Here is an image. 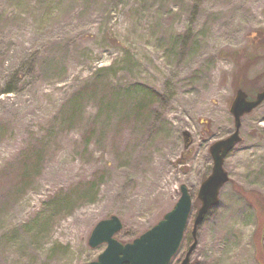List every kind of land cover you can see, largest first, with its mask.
I'll return each mask as SVG.
<instances>
[{
	"label": "rangeland",
	"instance_id": "rangeland-1",
	"mask_svg": "<svg viewBox=\"0 0 264 264\" xmlns=\"http://www.w3.org/2000/svg\"><path fill=\"white\" fill-rule=\"evenodd\" d=\"M96 76L103 83L73 109ZM263 87L264 0H0L7 190L26 149L43 146L26 193L9 208L0 193V264L94 261L105 248L88 245L98 221L118 217L115 238L129 242L173 208L182 184L192 209L170 264L195 238L189 264H264V100L241 117L228 181L191 234L209 148L235 130L236 91L254 99ZM92 181L71 210L48 204Z\"/></svg>",
	"mask_w": 264,
	"mask_h": 264
},
{
	"label": "water",
	"instance_id": "water-1",
	"mask_svg": "<svg viewBox=\"0 0 264 264\" xmlns=\"http://www.w3.org/2000/svg\"><path fill=\"white\" fill-rule=\"evenodd\" d=\"M263 100L264 87L252 100H249L241 89L236 91L230 105L235 130L230 136L214 142L209 148L213 165L210 175L202 181L197 193L200 206L193 221L192 237L196 236L197 227L209 209L218 204L219 190L228 181V174L223 168V160L240 141L241 117L260 105ZM183 135L185 138L188 137L187 132ZM179 191L180 196L173 208L165 213L156 224L130 242L123 243L115 238L116 233L122 228L118 217L112 215L98 221L90 233L88 245L92 248L101 244L106 246L96 260L85 264H170L181 246L192 209L191 195L186 185H180ZM196 244L195 238L180 264H189V256Z\"/></svg>",
	"mask_w": 264,
	"mask_h": 264
},
{
	"label": "trees",
	"instance_id": "trees-1",
	"mask_svg": "<svg viewBox=\"0 0 264 264\" xmlns=\"http://www.w3.org/2000/svg\"><path fill=\"white\" fill-rule=\"evenodd\" d=\"M95 82L88 83L87 87H84L83 90L76 92L72 97H71V106L73 109H77V106L79 104V99L83 94H89L90 91L93 90V85L98 86V84H102L104 79L102 77L96 76V79H94ZM150 95L154 96L152 92H150ZM74 101V103H73ZM141 107V106H140ZM35 146V147H34ZM31 149H26V152L24 155L21 156L19 162H18V172L16 173V184L13 187L12 185L9 186L8 193H7V198L6 201H4V204L7 206L10 205V203H13V200L15 199V195H21V193H26V187L29 183V181L33 179V176L35 175V171L38 170V168L41 166L42 162L38 159L40 158L41 154L43 153V146L42 143H38L36 145H32ZM41 148V149H40ZM35 159V160H34ZM23 160V161H22ZM38 161V162H37ZM37 169V170H36ZM14 181V182H15ZM12 184V182L10 181ZM82 184L78 185L76 188L71 189L67 194L63 193V195L57 194L54 196L48 204L53 206V209L55 210H71L72 207L71 205L75 201V198L77 199H83L81 195L87 194L88 196H92L94 192H92L93 187L95 188L96 184L94 182H89L87 185H85L86 188H82L80 191L79 189L81 188ZM13 187V189H12ZM80 192V193H79ZM71 196V197H70ZM14 198V199H13ZM73 199L74 201L70 200ZM4 209V208H3ZM6 209V208H5Z\"/></svg>",
	"mask_w": 264,
	"mask_h": 264
},
{
	"label": "bare ground",
	"instance_id": "bare-ground-1",
	"mask_svg": "<svg viewBox=\"0 0 264 264\" xmlns=\"http://www.w3.org/2000/svg\"><path fill=\"white\" fill-rule=\"evenodd\" d=\"M1 105L3 106V107H7V108H9L10 110H12L13 108H12V106L9 104V103H6V102H3V101H1ZM23 109V107L22 106H20V107H17V109H16V113H21L22 110ZM158 168V165L156 166V169ZM5 185V186H4ZM6 183L4 184V183H0V193H3L4 195L5 194H7L8 193V190L6 189ZM2 188H3V190H2ZM14 203V202H13ZM13 203H10V205L8 206V208L13 204Z\"/></svg>",
	"mask_w": 264,
	"mask_h": 264
},
{
	"label": "flooded vegetation",
	"instance_id": "flooded-vegetation-1",
	"mask_svg": "<svg viewBox=\"0 0 264 264\" xmlns=\"http://www.w3.org/2000/svg\"><path fill=\"white\" fill-rule=\"evenodd\" d=\"M182 260V259H181ZM179 263H180V261H179ZM179 263H177V264H179Z\"/></svg>",
	"mask_w": 264,
	"mask_h": 264
}]
</instances>
